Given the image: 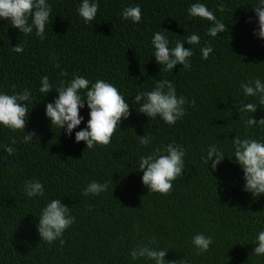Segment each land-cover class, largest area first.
<instances>
[{
	"label": "trees",
	"instance_id": "1",
	"mask_svg": "<svg viewBox=\"0 0 264 264\" xmlns=\"http://www.w3.org/2000/svg\"><path fill=\"white\" fill-rule=\"evenodd\" d=\"M192 2L99 0L95 19L85 24L76 15L79 0H49L53 18L43 40L23 36L0 20V90L11 94L13 85L17 91L28 88L36 99L24 128L25 133L35 131V139L22 144L23 133L0 129V143L17 139L12 156L0 149V264H129V249L145 235H155L160 247L169 246L166 259L170 260L184 256L188 264H264V257L252 255L251 245L255 232L264 227V196L253 198L241 190L242 171L227 157L214 171L209 168L210 173L200 160L210 143L224 145L227 152V138L244 134L232 107L241 99L239 83L264 78V40L253 34L250 3L255 0H201L226 23L227 31L215 38L206 35L208 21L187 18L186 8ZM221 3L222 13L216 11ZM137 4L139 23L121 19L123 7ZM162 29L168 31L165 35L172 44L196 32L200 45L210 43L213 52L202 60L198 48H193L188 69L176 65L173 71L159 72L150 39ZM16 44L23 47L19 54L11 51ZM44 75L53 91L61 81L81 75L112 83L126 98L151 90L154 79H167L178 95L194 103L185 104V115L175 125L156 119L149 126L129 98L131 115L121 121L110 144L87 149L62 129L60 133L51 129L44 105L56 93L41 98L36 91ZM87 111L86 106L80 111L85 120ZM261 117L264 111L258 109L255 118ZM82 127L83 122L73 132ZM145 130L154 137L147 149L138 145L133 133L143 136ZM172 141L186 149L185 173L173 182L168 195L147 193L142 173L131 171L133 161L142 152ZM30 179L44 184L43 197L24 196L22 186ZM91 180H112L113 185L98 196L84 197L81 190ZM49 198H62L76 218L62 243L51 245L40 241L35 229V216ZM196 232L213 237L203 255H195L189 243Z\"/></svg>",
	"mask_w": 264,
	"mask_h": 264
},
{
	"label": "clouds",
	"instance_id": "2",
	"mask_svg": "<svg viewBox=\"0 0 264 264\" xmlns=\"http://www.w3.org/2000/svg\"><path fill=\"white\" fill-rule=\"evenodd\" d=\"M250 5L255 17L253 34L264 40V0H255V3ZM98 7L99 0H79L76 15L85 24H89L95 19ZM216 11L221 13L224 11L222 3L216 6ZM51 13L49 0H0V20L7 21L8 25L17 29L23 36L35 35L43 40L46 27L52 22ZM120 16L121 19L136 24L141 20V9L138 4L126 6L122 8ZM186 16L189 20L208 21L206 30L208 37L215 38L227 31L226 23L217 18L214 11L201 0L188 4ZM165 32L168 31L162 29L153 32L150 39L151 57H154L155 63L159 66V72L173 71L176 65L188 69L191 66L193 48H198L202 60H207L213 52L210 43L200 45L201 37L196 32H189L174 44L170 42ZM185 43L189 47L185 48L183 46ZM11 51L19 54L23 47L16 44L11 47ZM53 87L49 77L44 75L39 78V87L36 89L42 94L41 98L50 92L56 93L53 100L44 105V116L51 129L55 127L59 133L62 129L64 135L74 136V143L83 141L87 149L110 144L113 133L120 129L121 121L127 120L131 115L129 98L132 108L138 115L147 118L149 126L156 119L168 126L175 125L185 115V104L194 103L186 101L182 94L178 95L173 83L167 79H154L151 90L138 91L134 96L127 98L112 83L102 79L93 82L81 75H73L67 82L61 81L54 91ZM239 89L241 99L233 101L232 107L239 116L238 121L244 127V134L227 138L230 141L227 152L224 145L210 143L202 152L200 160L209 172V168L214 171L227 157L242 171L241 190L253 198H258L264 196V117L256 119L255 114L258 109L264 111V78L257 76L241 81ZM35 103L36 99L28 88H20L17 91L13 85L11 94L0 90V129H7L11 133H23L19 142L30 143L35 139L36 132L25 133L24 128ZM85 106L88 110L87 120L80 114ZM227 111L232 113V109ZM82 122L84 127L73 132ZM250 130H256L258 134L248 135ZM133 133L142 148L147 149L153 143L154 137L150 132L145 130L143 136H137L134 131ZM16 144L17 139L11 137L8 144L0 143V149L8 156H12L16 151L14 147ZM185 170L186 149L172 141L139 154L133 161L131 171L142 173L140 180L147 188V193L166 196L172 190L173 182L183 176ZM110 184L112 180H91L82 188L81 195L98 196L107 192ZM22 192L28 199L43 197L44 184L38 179L26 180ZM35 217L37 218L35 229L40 241L49 245L58 240L62 243L63 234L76 222L70 208L62 203V198L47 199ZM135 228L139 231V224H136ZM189 243L195 255H203L213 244V237L204 232H196L191 235ZM251 245L252 255L264 257V227L255 232ZM169 249H171L169 246L160 247L155 235H145L129 249V264H135L137 261H143L144 264H188L184 256L178 261L166 259Z\"/></svg>",
	"mask_w": 264,
	"mask_h": 264
}]
</instances>
